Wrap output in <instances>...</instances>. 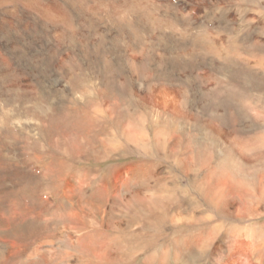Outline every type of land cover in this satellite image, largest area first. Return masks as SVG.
<instances>
[{"label": "rangeland", "instance_id": "rangeland-1", "mask_svg": "<svg viewBox=\"0 0 264 264\" xmlns=\"http://www.w3.org/2000/svg\"><path fill=\"white\" fill-rule=\"evenodd\" d=\"M263 188L264 0H0V264H264Z\"/></svg>", "mask_w": 264, "mask_h": 264}, {"label": "bare ground", "instance_id": "bare-ground-1", "mask_svg": "<svg viewBox=\"0 0 264 264\" xmlns=\"http://www.w3.org/2000/svg\"><path fill=\"white\" fill-rule=\"evenodd\" d=\"M131 167V166H130ZM131 170V169H130ZM138 170V169H137ZM128 171V170H127ZM126 171V172H127ZM116 176V175H115ZM115 176H114V178H115ZM117 176H118V174H117ZM116 176V177H117ZM121 177L119 176V177H117V178H115L114 180H113V182L116 184V186H118V187H124L126 184L120 179ZM111 183V182H110ZM205 187V186H204ZM264 189V188H263ZM68 193L70 194V195H72V196H75V194L77 195L78 194V189L77 188H75V186H72V185H70L69 187H68ZM103 195V194H102ZM137 199H138V197H137ZM144 200H146V199H143V198H141V199H139V203H143L144 202ZM143 201V202H142ZM153 201V200H152ZM80 202V201H79ZM154 202V201H153ZM152 202V203H153ZM156 206H158L157 204H156ZM119 251V250H118Z\"/></svg>", "mask_w": 264, "mask_h": 264}]
</instances>
